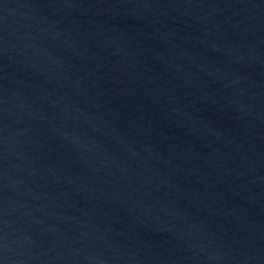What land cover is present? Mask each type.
Instances as JSON below:
<instances>
[{"label": "water", "instance_id": "water-1", "mask_svg": "<svg viewBox=\"0 0 264 264\" xmlns=\"http://www.w3.org/2000/svg\"><path fill=\"white\" fill-rule=\"evenodd\" d=\"M0 264H264V0H0Z\"/></svg>", "mask_w": 264, "mask_h": 264}]
</instances>
